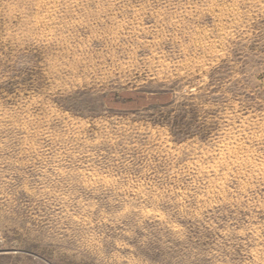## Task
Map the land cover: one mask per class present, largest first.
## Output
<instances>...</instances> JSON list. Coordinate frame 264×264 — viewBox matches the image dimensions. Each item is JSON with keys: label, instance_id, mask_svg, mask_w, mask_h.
Instances as JSON below:
<instances>
[{"label": "rangeland", "instance_id": "obj_1", "mask_svg": "<svg viewBox=\"0 0 264 264\" xmlns=\"http://www.w3.org/2000/svg\"><path fill=\"white\" fill-rule=\"evenodd\" d=\"M0 264H264V0H0Z\"/></svg>", "mask_w": 264, "mask_h": 264}]
</instances>
